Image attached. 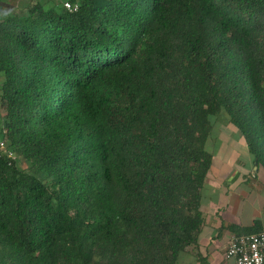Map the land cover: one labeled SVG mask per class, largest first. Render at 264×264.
Masks as SVG:
<instances>
[{
	"label": "trees",
	"instance_id": "trees-1",
	"mask_svg": "<svg viewBox=\"0 0 264 264\" xmlns=\"http://www.w3.org/2000/svg\"><path fill=\"white\" fill-rule=\"evenodd\" d=\"M64 2L0 22V264H177L211 119L264 169V0Z\"/></svg>",
	"mask_w": 264,
	"mask_h": 264
},
{
	"label": "crops",
	"instance_id": "crops-1",
	"mask_svg": "<svg viewBox=\"0 0 264 264\" xmlns=\"http://www.w3.org/2000/svg\"><path fill=\"white\" fill-rule=\"evenodd\" d=\"M64 1L0 0V22L14 15L25 14L26 8L34 2L47 4L48 7L52 3L60 4ZM2 82L3 75L0 73V87ZM2 118H0V136H3L2 139L5 140L6 133L2 130ZM212 126L208 150L211 151L213 146L212 139L216 141L218 138L229 139L232 147L226 152L224 160L218 159V155H223L220 149L216 151L217 154L211 151L213 153L212 166L201 192L203 227L197 244L186 249L179 256L177 264H233V260H227L224 256L229 238L232 235H244L255 222L258 223L260 232L264 230V172L259 174L258 170L264 171V169L253 164V157L248 152L244 139L232 126L228 123L222 126V130L229 132L223 138L221 135V137L212 136L215 125ZM243 157L251 163L254 170L244 171ZM239 177L243 181L249 177L252 182L247 185L241 182L242 184H239L237 188L240 190L244 187L247 193H240L236 196V188L233 189L230 182L234 179L238 180ZM234 196H236L235 201L232 199Z\"/></svg>",
	"mask_w": 264,
	"mask_h": 264
},
{
	"label": "built area",
	"instance_id": "built-area-1",
	"mask_svg": "<svg viewBox=\"0 0 264 264\" xmlns=\"http://www.w3.org/2000/svg\"><path fill=\"white\" fill-rule=\"evenodd\" d=\"M63 7L68 12H74L76 5L64 2ZM7 159L9 166L17 162V157L0 139V160ZM225 259L233 260V264H264V230L251 235H232L225 251Z\"/></svg>",
	"mask_w": 264,
	"mask_h": 264
},
{
	"label": "rangeland",
	"instance_id": "rangeland-1",
	"mask_svg": "<svg viewBox=\"0 0 264 264\" xmlns=\"http://www.w3.org/2000/svg\"><path fill=\"white\" fill-rule=\"evenodd\" d=\"M0 115L5 116L4 111L0 110ZM0 118H2V117L0 116ZM226 118L227 117L225 115H222V117L218 118L217 120H215L214 118L211 119L212 125H215L214 133L212 134V136H217V135L220 136L221 135L222 138H223L224 136H226L227 134H229V132L227 130H225V129L222 130L221 129L223 125L227 124V119ZM2 138H3V136H0V139H2ZM221 143H225V144L222 145ZM212 144H213V146L211 148V151H214L216 153V151H218L220 149V151L223 152V155H218V159L219 160H222V159L224 160L225 159L226 152L232 147V144L230 143L229 139H221V138L219 139L218 138V140H216V141H214V139H212ZM234 147H236V146L234 145ZM216 157H217V155H216ZM242 163H243L242 167L244 168V171H249L250 172L251 170H254V168L252 167L251 163L248 162V161H246V159L244 157L242 159ZM258 170L260 172L259 174H262L264 172L262 169H258ZM255 172H256V169H255ZM254 173H253V176H254ZM244 175H245V173H244ZM241 182H243V184H245V185L251 184L252 179L251 178L249 179V177H247L245 179V181H243L239 177L238 180H235L234 179V180H232L230 182L231 185H233V187H234L233 189L236 188V196H238L240 193L241 194L242 193L243 194H246L247 193L246 189H243L244 187H242L240 190L237 188V186L239 184H242ZM226 183H228V181H226ZM236 196L232 197V199L234 201L236 200ZM246 199L249 200L247 197H246Z\"/></svg>",
	"mask_w": 264,
	"mask_h": 264
}]
</instances>
